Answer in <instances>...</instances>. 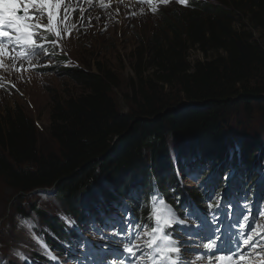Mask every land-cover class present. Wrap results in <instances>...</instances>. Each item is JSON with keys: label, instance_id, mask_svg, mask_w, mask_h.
Wrapping results in <instances>:
<instances>
[{"label": "trees", "instance_id": "1", "mask_svg": "<svg viewBox=\"0 0 264 264\" xmlns=\"http://www.w3.org/2000/svg\"><path fill=\"white\" fill-rule=\"evenodd\" d=\"M171 4L156 13L160 23L132 53L129 113L118 111L111 95L117 77L99 62L95 70L58 71L79 91L50 96L54 149L40 148L35 123L21 107L0 106V179L15 194L52 189L81 220L86 202L94 213L132 189L144 195L156 187L177 200L173 143L181 157L200 154L216 165L239 142L246 165L259 154V142L234 138L231 129L264 111V0ZM190 50L201 59L190 63ZM239 109L246 118L224 127ZM181 187L199 202L195 186ZM32 212L62 236L57 218Z\"/></svg>", "mask_w": 264, "mask_h": 264}, {"label": "rangeland", "instance_id": "2", "mask_svg": "<svg viewBox=\"0 0 264 264\" xmlns=\"http://www.w3.org/2000/svg\"><path fill=\"white\" fill-rule=\"evenodd\" d=\"M213 1L219 2L220 0ZM171 2L173 1L170 0L167 5H163L158 0H153L151 4L147 0H63L59 12L62 14L64 5H70L68 21L75 24L76 27L71 29L69 35L67 32H63L66 25L61 26L63 38L58 41L56 57L67 58L66 65L76 66L79 69L87 67L95 70V64L99 62L111 70L118 80V87H115L111 93L115 105L118 111L129 113L131 109L129 82L134 77L132 53L140 41L148 37L155 26L160 23L161 18L156 13L160 10L166 11L172 5ZM153 7L157 8L156 12L152 11ZM73 8L76 11H72ZM81 9H83L82 14ZM258 34V32L255 33V35ZM50 35L52 40L57 39L54 33ZM56 57L40 54L31 61V64L35 65L34 67L25 60L22 61V68L20 61L15 62L14 68L13 61L4 58V66L0 67V85H2L0 86V106L14 107L17 105L23 109L27 116L33 119L38 132V143L43 149H54L55 147L48 134L51 94L64 96L79 91L74 82L72 83L67 77L58 73L59 67H57ZM200 59L201 55L196 51H189L188 60L190 63ZM253 112L251 119H247L249 124L245 123L243 127H237V129H234L235 126L233 125L231 135L234 134V138L240 137L239 140L245 138L243 135H247L246 137L249 135L255 142H259L258 160L262 166L264 165V111L263 114L255 110ZM242 116L246 118L244 111L239 109L234 116L227 115L223 119L222 125L226 127L230 122L242 120ZM171 142L170 144H172ZM177 146L178 144L174 145L173 143L170 148H173L174 156H177V163L181 165L178 158L183 155L177 153V149H175ZM240 146L241 142L237 145L233 144L232 150L234 151L235 147ZM261 166L253 169L254 172L261 173ZM182 168V172L181 169L177 170L178 182L183 186H188L197 184L199 175L203 173L206 166L202 161L201 163H185ZM236 170L237 163L233 161L229 163L227 171ZM51 191L52 189L48 190V192ZM18 195L0 179L1 263L26 264L31 259L32 254L41 250L38 237L41 232L42 234L47 233L48 229L43 220L32 212L33 207L41 209L49 217L61 219L68 217V212L60 198L54 193L48 194L46 191L40 190L30 192L22 197ZM157 198L158 200L162 199L160 196ZM213 198L218 202L220 193ZM123 202L122 207L112 205L109 212L101 216L104 225H98L93 218L90 219V223L86 226L90 235L89 241L85 243L86 253H82L83 256L88 254L85 256L84 264H97L101 256L108 259L115 255V251L125 252L124 249L129 243L134 244V237L139 235V239L142 238L141 232L133 235L136 225L132 223V219L128 215L127 201ZM153 206L152 201V211ZM155 207L165 213L167 212V209L158 203ZM19 210L26 212L27 217H24ZM171 210L176 211L175 209ZM177 213L180 214V219L188 222H192L201 216L196 210L191 211L185 208L178 209ZM22 221H26L27 224L22 223ZM129 222L135 227H130ZM155 226L154 220L152 227ZM175 233L180 234L177 230ZM114 237L118 239L114 240ZM91 244L93 246H88ZM78 256L79 254H77Z\"/></svg>", "mask_w": 264, "mask_h": 264}, {"label": "snow or ice", "instance_id": "3", "mask_svg": "<svg viewBox=\"0 0 264 264\" xmlns=\"http://www.w3.org/2000/svg\"><path fill=\"white\" fill-rule=\"evenodd\" d=\"M147 2L151 4L153 0H147ZM158 2L167 5L170 0H158ZM178 2L187 6V0H178ZM62 4L63 0H0V67L4 66V58L11 59L14 68L15 62L20 61L22 68V61L27 60L30 66L34 67L31 61L36 56L51 55L48 48H55L58 41L63 38V32L70 35L71 29L76 27L68 21L70 5H64L62 14L59 12ZM72 11L76 9L73 8ZM152 11L156 12L157 8L153 7ZM20 12L23 15L18 14ZM80 12L82 14L83 9ZM62 25H66L63 32ZM53 33L57 39L47 40L45 34ZM152 201L154 215H150L149 219H154L156 226L143 233L147 238L144 241V247L149 251L138 256L137 252L141 251L140 245L131 243L125 247L124 251L129 254L130 258H135L131 260V264H143L145 259L149 264H183L182 252L187 251L188 248L182 241L170 236L166 230L174 224L184 225L185 221L177 217L163 199L158 200L157 195L152 196ZM157 203L164 206L167 212L157 209L155 207ZM248 218L245 216L246 220ZM22 223L27 224L26 221ZM129 225L135 227L130 222ZM259 235H261L260 232H256L255 235L249 234L240 243L245 249H253L256 257L261 259L264 258V252L259 250L261 241L256 239ZM134 239H139V235ZM201 240L206 241L202 245L205 251L196 257L197 261L207 258L208 264H214V262L215 264H252L253 253L251 252H234L229 248L228 253H224L218 243L219 237H215V233L212 236H201ZM51 258L56 259V257ZM121 264L125 262L121 261ZM261 264H264V259H261Z\"/></svg>", "mask_w": 264, "mask_h": 264}, {"label": "water", "instance_id": "4", "mask_svg": "<svg viewBox=\"0 0 264 264\" xmlns=\"http://www.w3.org/2000/svg\"><path fill=\"white\" fill-rule=\"evenodd\" d=\"M35 192H37V191H35Z\"/></svg>", "mask_w": 264, "mask_h": 264}]
</instances>
